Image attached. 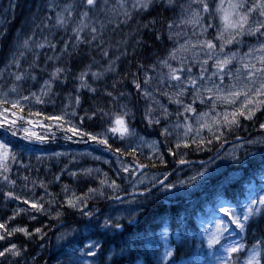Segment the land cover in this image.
<instances>
[{
  "label": "snow or ice",
  "instance_id": "obj_1",
  "mask_svg": "<svg viewBox=\"0 0 264 264\" xmlns=\"http://www.w3.org/2000/svg\"><path fill=\"white\" fill-rule=\"evenodd\" d=\"M16 7L15 0H10L5 11L14 14ZM27 24L31 25L30 31L17 30L0 68V80L10 81L7 87L0 85V130L6 134L0 139V182L13 188L16 185L10 173L19 154L7 134L40 145L55 141L58 132L65 141L76 138L77 142H93L112 153L118 167L114 177L93 168L70 171L69 176L96 180L98 186L78 194L64 185V197L57 203L54 215L55 195L43 181L38 186L44 190V196L28 199L11 190L5 192L6 198L28 207L16 208L11 216L0 221V261L22 264L28 248L12 242L17 234L26 240L38 238L43 242L47 238L45 229L51 230L49 225L32 229L12 225L18 216L31 212V220H36L37 214L45 215L64 229L55 233L60 256L66 258L59 264H97L103 245L93 237L100 235V229L104 234L125 230L121 223L125 217L105 214L100 208L90 207L89 201L107 199L126 205L130 225L163 194L191 187L209 173L205 161L197 165L187 159L190 153L211 152L215 145L227 143L230 135L241 141L227 157L236 164L244 163L237 149L245 144L264 149V136L249 140L235 136L246 123H255L259 116H264V0H42ZM7 32V24L0 23V42ZM60 32L67 38L61 36L57 40ZM116 33H121L122 38L113 44ZM129 46L133 58L138 50L155 47L156 59L147 65L137 61L136 71L122 72L121 61L130 55ZM82 48L89 50L83 53L85 56L95 51L106 63L94 71L97 61L91 56L92 63L86 64L75 77L79 81L77 94L67 97L68 103L58 114L34 111L36 105L51 101L57 94L58 83H67L71 68L61 66V62L66 56L70 60L81 55ZM48 50L53 55H48ZM161 51L163 55H159ZM38 72H46L47 79L41 82ZM109 77H113L111 85L105 83L102 88L89 83V78L98 83ZM29 81L39 87L25 94L24 85ZM126 81L135 90L137 100L144 101L146 126L157 129L161 140L148 141L132 126L135 113L128 106L132 92L118 90ZM81 89L107 97L110 107L97 106L90 113L79 115ZM95 119L101 121V130H88L85 120ZM37 127L43 132H37ZM259 130L264 132V122H259ZM115 139L123 146L114 147L110 140ZM145 147L149 149L144 157L147 163L140 160ZM24 150L26 146H21ZM65 155L68 154L52 152L49 158ZM169 157L173 162L171 170H167ZM40 159L38 156L37 160ZM182 166L196 171L186 179H173ZM158 167L166 171L149 176L147 170ZM260 169L264 171V155ZM60 178L54 177L56 181ZM23 179L28 181L29 177ZM32 184L35 188L37 181ZM45 196L50 198L46 200ZM241 196L233 195L230 200L217 197L208 209L211 218L208 226L202 227L198 245L189 248L186 233L183 237L177 235V242L172 243L164 229L158 235L130 237L119 251H110L105 264H120L116 257L137 244L145 245L153 253V259L146 264H264V229H259L258 235L253 232L252 240H248L253 225L264 222V184L257 187L249 180L248 190ZM66 214H78L83 224L67 227ZM181 249L185 251L178 255Z\"/></svg>",
  "mask_w": 264,
  "mask_h": 264
},
{
  "label": "rangeland",
  "instance_id": "obj_2",
  "mask_svg": "<svg viewBox=\"0 0 264 264\" xmlns=\"http://www.w3.org/2000/svg\"><path fill=\"white\" fill-rule=\"evenodd\" d=\"M17 7L15 9L14 14L11 12H7L5 10L8 9L10 0H0V23H6L8 26V36H6L5 42L3 41V52H5V57L3 60L0 61V68L3 67V64L5 62V59L8 55V47L12 43L14 36L17 33L18 29H23L25 32L30 31L31 25L27 24L29 21V18L31 17V14L36 11L37 7L42 5V0H15ZM27 3L26 5L24 3ZM4 8V9H3ZM169 18H171V14L167 13ZM150 19V18H146ZM16 21V22H15ZM15 22V25L13 24ZM12 25V28H11ZM27 25V26H26ZM159 27V25H158ZM126 30V29H125ZM127 31V30H126ZM61 36H64V38H67L63 34V32H60L56 39L59 40ZM122 37H120L121 39ZM131 49V46H129V51ZM151 51L154 50V55H149L147 60V64L152 63L156 59V48L151 47ZM138 52H141L138 50ZM137 52V53H138ZM48 55H53V53L48 50ZM159 55H163V52L161 51ZM138 57V59L142 60ZM96 60V59H95ZM97 66H101L104 63L101 62V60H96ZM64 63V61L61 62V66ZM137 63V62H136ZM24 67H27V64H24ZM41 67H44L43 64V55L41 60ZM49 66V70H50ZM95 71V70H94ZM136 71V69L134 70ZM38 77L40 78L41 82L43 79H47L46 72H38ZM110 79V78H109ZM79 82V81H78ZM109 81H103L96 83L97 85H102V83H108ZM8 83L10 81L5 78V80H0V85H3L4 87H7ZM93 86V85H92ZM39 87V84L37 83L35 86H33V82L29 81L25 83L24 89L25 94L27 93V90L36 91ZM96 87V86H93ZM101 87V86H100ZM75 88H79V85L75 82L72 85L71 92L72 94L76 95L77 92L74 91ZM119 91H131L132 97H130V102L128 104L129 108L133 110L135 113L134 121H136L137 113L142 117L143 120V109H144V101L143 100H137L135 95V90L131 87L129 83H125V85L118 86ZM67 97L70 95V92L66 94ZM73 95V96H74ZM62 101V100H61ZM64 104L66 102H61V104L58 105H50L49 102H47L44 105H36L33 110H41L46 114H58L61 109L63 108ZM79 111V110H78ZM79 115L83 116L81 112H78ZM145 123V130L142 128H136L137 132L140 136H143L148 141L153 140H161L162 138L158 136V130L154 129L152 127H147L146 122ZM259 122H264V116H259V119L255 123H246L244 128H241L239 131L235 133V136L243 137L245 140L249 139H255L259 138L261 136H264V132H261L259 130ZM85 124L84 126H86ZM97 125V122L94 121L92 126L95 127ZM133 126V124H132ZM37 132H43V129L37 127L35 129ZM144 130L145 132H142ZM3 131V130H0ZM148 132V135L146 133ZM205 135L207 133L205 132ZM228 142L223 144L215 145L213 148V151L205 153V152H193L190 153L187 159L196 162L198 165V162L203 160L205 161L206 166L209 169V173L206 174L204 178H201L199 181H197L196 184H193L191 187H185L178 190H173L175 194H163L165 197L174 198V197H183L186 200H183L184 202V212L189 213V217L192 221V225H195L198 229L199 235L202 231V227L208 226V221L210 220V215L208 213V209L213 205V203L217 202V197L222 196L223 199L230 200L233 195L237 196L238 198H242L241 193H246L248 190V181L252 180L254 184L259 187L260 185L264 184V179H261V176H264V171L259 169H252L256 162L261 161V159H258L256 162H250L251 159L254 158L258 153H264V149H261L257 145H248L245 144L243 148H238L237 153L240 156L241 161H244L243 164H236L231 159L227 158L229 154L232 152L234 146H238L241 141H237L233 135H230L227 137ZM26 147H28V151L32 149L46 152V153H52V152H61V153H67L68 155L62 156L60 158L65 159L70 164H67L65 167V174L70 178L71 184L70 188L74 189L78 194L82 192H87V180L88 178L80 177L78 179H75L68 175L70 172L69 168L72 166V164L76 167L75 169L71 171H79L83 168H93V169H100L102 173H108L110 177L115 176V171L118 167V164L116 163V157L104 150L101 146L96 145L93 142H77L76 138L72 141H65L62 138L61 133H57V139L55 141H51L47 144L40 145V144H30L28 141H25ZM110 143H113V146L117 147L121 142L118 139L110 140ZM171 143V142H169ZM162 150H164L162 148ZM87 153H91L92 155H85ZM248 153H254L255 155H248ZM149 154V149L145 147L143 149V157L147 156ZM204 154V156H202ZM94 156H100V160H95ZM211 158V159H210ZM130 159V158H129ZM105 161H108V163H105ZM246 165H251V170H246ZM173 167V166H171ZM73 168V167H72ZM179 170L176 172L173 179H186L188 175L194 174L196 171V168L188 167V166H182L178 168ZM250 169V168H248ZM202 170V169H201ZM149 172V176L152 175V173H156L159 175L158 171H154L151 169L147 170ZM253 172L251 175L250 172ZM246 175H249L247 178H245ZM225 177H228L227 180H225ZM94 182L95 186H98V181L92 180ZM229 183H236L235 185L238 187H235L228 195L227 192H225V189ZM90 184V183H88ZM124 187H128L127 185H123ZM130 190V189H129ZM63 193V192H62ZM44 194H40L39 196H44ZM123 195V193H121ZM64 196V193H63ZM50 197L45 196V199H49ZM55 202L53 203L54 206ZM90 207H97L100 208L102 212L105 214L111 215L112 217L116 216H123L124 219H128V212H127V206L123 204H119L114 201H109L107 199H96L89 201ZM31 213V212H29ZM218 215L223 216L222 213L217 212ZM38 215V214H37ZM76 217H79L77 214ZM81 219V218H80ZM123 219V220H124ZM103 217H101L100 222L102 223ZM65 225L67 227L76 226L79 227L83 224V220L81 219L80 223H74V222H67V219L64 220ZM43 225H49V229H46L45 231L48 232V236L45 239V241L41 242L38 238H34L32 240H26L29 242V246L27 245L28 252L23 257L22 264L24 261L27 262V264H33L34 260L33 258L40 254H54V257L56 259V262L59 264L60 261L65 260L66 258L63 256H60V246L57 243L56 240V232L57 230H64L59 228V222L53 220L52 222H44ZM159 230L155 232V234H160L164 229H167L169 240L170 242L174 241L177 242L176 238L177 235L182 236V233H192V228L188 227L185 228V226H182L180 229H173L175 230L172 232V234L169 232L170 228L168 226H165V221L161 222L159 224ZM234 230V227H233ZM100 235L94 236V239H97L102 243V234H104V230H99ZM83 234V233H82ZM152 234H149L148 236H151ZM228 235V234H226ZM239 238V237H236ZM41 243L44 244V247L41 248ZM162 243V242H161ZM145 247V245H144ZM146 248V247H145ZM115 250V247L109 248L110 251ZM162 250V248H161ZM150 251V254L153 257V253ZM7 262V261H6ZM38 264V263H37Z\"/></svg>",
  "mask_w": 264,
  "mask_h": 264
},
{
  "label": "trees",
  "instance_id": "obj_3",
  "mask_svg": "<svg viewBox=\"0 0 264 264\" xmlns=\"http://www.w3.org/2000/svg\"><path fill=\"white\" fill-rule=\"evenodd\" d=\"M156 13H153V15ZM167 16V13L165 14ZM128 31V29H126ZM125 30V31H126ZM65 36L66 34L63 33ZM122 36L121 33H116L114 37L112 38L113 44L116 40H119ZM3 41L0 42V61L2 60V54H3ZM152 49H147L143 52H138L135 58L132 57L130 49L129 53L130 55L126 59H122L121 61V71H131L134 72L136 69V62L140 61L145 64L149 60L147 58L149 55H154L151 51ZM85 51H89L88 49L81 50V55L73 56L70 60L66 56L64 57V63L62 66H67L71 68V73L68 76L67 83H58L55 87V93L49 101L50 105H58L61 104V102L68 103L67 95L69 92L71 95V88L73 83L79 85L78 80L75 79V77L79 74V72L85 67L86 64L92 63L91 56H95L96 60H101L102 63H106L102 59V57L98 54V52L90 51L89 56H85L83 53ZM143 57L142 60L138 59ZM129 61L131 63H129ZM65 62H67L65 64ZM100 66H97L94 64L93 70H97ZM110 78V79H109ZM107 80L109 81L108 85H111L113 77H109ZM118 79V77H116ZM131 77H129V80ZM89 83H91L93 86H96L97 88H102L105 83H102V85H97L96 83H93V81L89 78ZM127 83V81L125 82ZM101 86V87H100ZM78 88H75L74 91L77 92ZM111 90V89H109ZM79 95L81 96V106L78 109V112H81L83 115L85 111H89V113L94 110L97 106L108 108L109 101L108 98L100 95V94H93L89 92L87 89H81L79 91ZM62 100V101H61ZM137 117L139 120L143 121L141 116L137 113ZM96 121L97 125L95 127L92 126L93 122ZM85 124H87L85 127L88 130H95L98 131L101 129V121L99 119L95 120H85ZM89 124V125H88ZM5 133L3 131H0V139L5 138ZM7 139L15 146L14 150L18 152L19 159L15 164H12V171L10 173V176L12 179L16 181L15 187H11L9 185H6L2 182H0V221L5 220L8 216H11L13 213V210L16 208H27V205H24L21 201L14 200L12 198H6L4 193L11 190L15 193V195H18L22 198H28L33 199L39 197L40 194H44V190L41 189L38 186V183L40 181H43L45 185L48 188V191L50 193H53L55 195V205L53 206L52 214H55L56 205L61 199L63 198L62 193V187L64 185H68L70 181L66 179L64 176V171L61 173V170L65 168L64 163H62L61 160L56 158H49L51 154H44L45 152H39L38 150H34L31 148L30 151H28V147H26V150L21 151V146H26L25 141L20 139V137H11L10 134H7ZM41 157L40 160H37V157ZM170 163L167 170H171L173 166L172 158H168ZM258 159H262V157H257L253 159L251 162H256ZM140 160L144 163H147V160H144L140 158ZM261 161L256 162L253 168H258L260 166ZM28 166V167H25ZM251 166V165H250ZM157 170H166L163 167L155 168ZM56 175H60L61 178L59 181H56L54 177ZM29 177L28 181H25L23 177ZM89 180V179H88ZM87 180V182H88ZM32 181H37V186L33 188ZM25 185H27L25 187ZM70 186V185H69ZM231 187V186H230ZM180 199H171L163 196L162 199H157L153 201V203L147 208V210L140 216H138L134 223L128 224L127 220L123 221L122 223L125 225V230H116V231H110L107 232V234H103L104 240H103V251L105 250V247H107V244L110 242L115 244H122L124 245L125 241H127L130 237H139L143 234H146L149 231H152L155 229V224L157 223V220L162 218L161 220L165 221L171 228H178L180 229L182 226H185V228L191 227L192 228V221L187 216V213L184 212L183 207L180 203ZM47 207V205H46ZM32 213L28 214H21L18 216L15 221L12 222V225H20V226H27L29 229H32L34 227H42L44 222H51L53 220H50L45 215H37L36 220H31L30 216ZM159 218V219H158ZM67 219V222H77L81 221L79 217L73 216L71 214H66L64 217V220ZM11 226V225H10ZM48 229V228H46ZM45 229V230H46ZM259 229H264V222H261L260 225H253L252 230L248 233V240L250 238L252 239V233L256 232L257 235L259 234ZM252 231V232H251ZM185 234V233H182ZM187 234V233H186ZM22 235L17 234L15 237L12 238V242H15L17 244H24L29 246V242L25 241ZM199 236L196 233V229L192 228V233L187 235V245L190 248L193 245L199 244ZM0 244H3V242H0ZM103 251L98 256V264H105V261L103 259ZM185 249H181L180 253L178 255H183ZM142 257L145 260V263L147 262V255L142 251V249L137 244L132 249H127V253L120 257H116L117 260L120 261V264H134L138 258ZM57 264L56 259L54 257V254H40L35 256V260L33 264ZM0 264H7L6 261H0Z\"/></svg>",
  "mask_w": 264,
  "mask_h": 264
},
{
  "label": "bare ground",
  "instance_id": "obj_4",
  "mask_svg": "<svg viewBox=\"0 0 264 264\" xmlns=\"http://www.w3.org/2000/svg\"><path fill=\"white\" fill-rule=\"evenodd\" d=\"M25 5L27 4L26 2L24 3ZM4 9V8H3ZM154 15H156V14H154ZM16 22V21H15ZM15 22L13 23L14 25H15ZM11 28H12V25H11ZM9 34H8V32H7V36H8ZM6 39V38H5ZM4 42H5V40H3ZM4 57H5V52H3V54H2V57H1V59L3 60L4 59ZM136 121H134L133 122V127L135 128H143L144 127V125H145V123L143 122V121H141V120H139V118L136 116ZM146 131V130H145ZM144 130H143V132H145ZM146 135H148V132L146 133Z\"/></svg>",
  "mask_w": 264,
  "mask_h": 264
}]
</instances>
